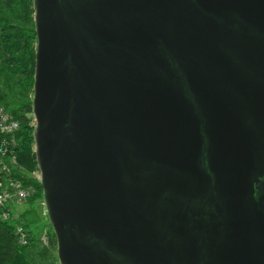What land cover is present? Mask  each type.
I'll return each instance as SVG.
<instances>
[{
	"label": "water",
	"instance_id": "1",
	"mask_svg": "<svg viewBox=\"0 0 264 264\" xmlns=\"http://www.w3.org/2000/svg\"><path fill=\"white\" fill-rule=\"evenodd\" d=\"M32 8L59 263L264 264V0Z\"/></svg>",
	"mask_w": 264,
	"mask_h": 264
},
{
	"label": "trees",
	"instance_id": "2",
	"mask_svg": "<svg viewBox=\"0 0 264 264\" xmlns=\"http://www.w3.org/2000/svg\"><path fill=\"white\" fill-rule=\"evenodd\" d=\"M35 43L32 0H0V105L21 121L16 133L17 160L29 172L38 169L33 151L34 124L29 123L31 117L26 118L32 103ZM32 182L36 193L27 201V208L20 212L18 219L0 218V264H58L53 232L47 247L32 230L38 217L31 219L35 214L30 215V208L42 199L41 184ZM18 222L30 233L26 245H20L15 236ZM48 225L50 227L49 222Z\"/></svg>",
	"mask_w": 264,
	"mask_h": 264
},
{
	"label": "built area",
	"instance_id": "3",
	"mask_svg": "<svg viewBox=\"0 0 264 264\" xmlns=\"http://www.w3.org/2000/svg\"><path fill=\"white\" fill-rule=\"evenodd\" d=\"M18 130L19 121L0 106V218L2 220L18 219L20 214L18 207L26 204L36 193L32 180L24 179V169L17 160ZM31 176L34 178L33 181L40 183L41 176L38 169L31 171ZM41 205L46 217L43 201ZM14 233L20 245L28 243L30 233L21 222L16 223ZM40 241L43 245H47L45 237L42 236Z\"/></svg>",
	"mask_w": 264,
	"mask_h": 264
},
{
	"label": "rangeland",
	"instance_id": "4",
	"mask_svg": "<svg viewBox=\"0 0 264 264\" xmlns=\"http://www.w3.org/2000/svg\"><path fill=\"white\" fill-rule=\"evenodd\" d=\"M0 106H2V105H0ZM5 110L8 111L7 109H5ZM30 117H31V120H29V123L33 125L35 122H34V118L32 116V107H31V111L26 114V118H30ZM18 121H19V130H20L21 121L20 120H18ZM33 151H34V143H33ZM23 177H24V179H27V180H32V181L34 180V178L31 176V172H29V171H27L25 169H24ZM42 201H43V197H42V199L37 201V205H35L34 207L30 208V211H31L30 215L33 216L32 213L35 214L33 217H31V219H35L36 217H38V222L35 223L36 224L35 226H32V230L37 232V236H38L39 239H41L42 236L46 238L47 245H44V246L48 247V246H50V233L52 231L54 236H55V233L53 231V228H52L50 222L48 221L49 224H50V227L48 225V222H46L48 219H47V216L45 217L44 214H43V209L41 208L42 207V205H41ZM21 209L22 208H18L17 210L20 212ZM55 243H56V237H55ZM56 256H57V254H56ZM57 260H58V258H57ZM58 264H60L59 261H58Z\"/></svg>",
	"mask_w": 264,
	"mask_h": 264
},
{
	"label": "crops",
	"instance_id": "5",
	"mask_svg": "<svg viewBox=\"0 0 264 264\" xmlns=\"http://www.w3.org/2000/svg\"><path fill=\"white\" fill-rule=\"evenodd\" d=\"M18 208H22L20 212L24 211L27 208L26 204L20 205Z\"/></svg>",
	"mask_w": 264,
	"mask_h": 264
}]
</instances>
